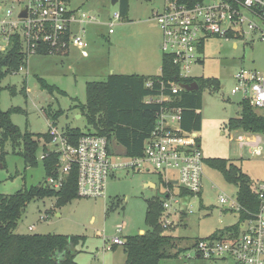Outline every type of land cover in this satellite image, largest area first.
<instances>
[{"label":"rangeland","instance_id":"1","mask_svg":"<svg viewBox=\"0 0 264 264\" xmlns=\"http://www.w3.org/2000/svg\"><path fill=\"white\" fill-rule=\"evenodd\" d=\"M162 6V0H129L126 17L115 23L113 34L108 35V23L113 21L114 13H119L118 2L113 5L111 0H69L70 8L96 19L95 24L84 27L87 57H82L74 47L68 55L28 57L25 67L0 81V110L20 108L22 112L11 113L10 120L22 132L46 133L51 124L45 116L49 109L63 112L55 121L59 131L66 128L85 131V118L75 106L85 103L86 83L105 81L110 74H160L162 33L153 17ZM250 41V36L245 37V41L208 36L198 55L202 62L192 66L189 74L192 78L216 79L222 87L218 91L209 88L201 93L198 135L203 158L232 162L257 187L264 185V152L262 157H256L248 148L241 149L236 142L241 130H229L226 126L228 120L237 118L240 112L241 96L230 94L234 74L239 68L264 72V43L259 41V36ZM39 80L57 87L64 95L42 90ZM8 87L14 88V94ZM256 113L264 116V110H256ZM46 148L53 147L48 144ZM2 151L0 194L12 195L43 184L41 150L37 153L35 168L25 166L22 158L13 153L9 141ZM147 182L154 187H147ZM180 191L178 185L171 189L168 203L175 213L170 221L178 226L173 229L169 226L167 231L186 239L179 247L188 248L194 239H203L237 223V212L218 202L219 195L236 202V186L207 164L203 168L200 196L181 197ZM165 195L166 190L156 174L118 170L106 181L104 199L78 198L61 207L55 205L52 197L31 200L24 207L15 233L84 237L83 243L79 241L75 247L78 251L76 261L80 264H123L122 247L115 245L114 249L104 250V242L109 244L112 238L123 240L139 234L140 230L147 231V201L163 202ZM30 226L33 231L28 230ZM186 248L177 258L163 259L159 264H223L197 258L192 249Z\"/></svg>","mask_w":264,"mask_h":264},{"label":"built area","instance_id":"2","mask_svg":"<svg viewBox=\"0 0 264 264\" xmlns=\"http://www.w3.org/2000/svg\"><path fill=\"white\" fill-rule=\"evenodd\" d=\"M162 1L161 10L153 17L162 33L159 48L163 55L171 57L179 79L192 78L190 69L202 62L198 47L208 36L231 41H245V37L250 36L249 43L259 36V41L264 43V0ZM22 13H25L24 17ZM120 19L119 13L113 14V21L108 23V35L113 34V26ZM95 23L94 17L70 8L69 0H0V54L7 51L13 39H17L25 61L35 55H65L72 47L82 57H87L84 27ZM233 80L231 95L241 96V100L247 101L254 110H264V72L239 68ZM181 85L160 77L145 82L151 95L144 103L157 105L158 110L139 156L116 155L105 137L85 135L70 143L63 131L49 124L47 133L53 148L42 152L40 160L54 153L58 176L46 178V185L58 190L65 176L75 168L77 197L104 199L106 181L114 172L154 173L167 195L162 202V227L176 225L170 221V216L175 213L168 203L171 189L178 185L181 191L189 194L184 197L200 196L205 166L198 132L186 131L181 126L184 111L180 105L181 91H184ZM195 113L199 114V110ZM239 134L236 142L241 149L248 148L256 157L263 156L264 134ZM254 192L258 210L241 223L239 235L226 241L198 240L192 248L197 258L223 264H264V185L255 187ZM174 202L179 203L178 200ZM218 202L228 205L230 211L240 210L237 201L223 195L218 196ZM28 230L33 231V227ZM122 243L120 238H112L109 244L105 243L104 250Z\"/></svg>","mask_w":264,"mask_h":264},{"label":"trees","instance_id":"3","mask_svg":"<svg viewBox=\"0 0 264 264\" xmlns=\"http://www.w3.org/2000/svg\"><path fill=\"white\" fill-rule=\"evenodd\" d=\"M149 1V0H145ZM200 0H190L191 3ZM129 0H118L121 18L128 13ZM186 2V0H180ZM202 53V45L198 47ZM26 58L20 51L19 41L13 39L10 47L0 54V81L6 76L17 73L25 67ZM160 77L163 80H172L177 83L190 84L195 82L197 91H181L182 113L181 126L186 131L200 130V116L195 110L200 109L201 93L211 88L218 91L221 86L216 79L191 78L179 79L178 69L173 66L171 57L161 56L160 74L158 76L117 75L110 74L105 81L88 82L85 84V103L76 105L85 118L86 129L66 128L63 134L70 143H75L85 135L105 137L109 144L126 148L128 156H139L144 141L150 135L154 125L157 105H147L144 99L151 95L145 87V82ZM42 90L49 94L64 95L57 87L39 80ZM11 94L14 88L8 87ZM239 116L229 119L226 126L229 130L264 134V116L256 113L247 101L239 102ZM20 108H13L6 112L0 110V162L3 161V147L6 142L11 143L13 153L19 155L25 166H37V153L47 151L50 143L48 133L32 134L22 132L10 120L11 113H21ZM63 114L61 110L45 111V116L55 125V121ZM16 149L17 152H16ZM44 171L43 184L17 191L12 195L0 194V264H78L75 260L78 251L75 247L84 237L66 236L59 234H18L15 230L24 207L33 199L52 197L55 205L64 206L78 199L76 193V170L73 168L65 176L62 186L55 190L46 185V178H57V156L49 153L41 160ZM204 163L219 171L224 179L237 188L236 201L240 210L237 211L238 221L234 225L217 230L203 238L194 239L188 248L179 247L186 242L185 238L168 234V228L162 227V202L157 199L147 201L145 225L148 228L143 234L126 236L121 245L125 256L124 264H159L163 259H174L186 249H192L198 240H231L239 235L241 223L251 218L258 210V200L254 192V184L239 167L228 160L209 159ZM181 197L188 196L181 191ZM183 217V213H181ZM180 215V216H181ZM178 225L172 226V229ZM114 247V246H112Z\"/></svg>","mask_w":264,"mask_h":264},{"label":"water","instance_id":"4","mask_svg":"<svg viewBox=\"0 0 264 264\" xmlns=\"http://www.w3.org/2000/svg\"><path fill=\"white\" fill-rule=\"evenodd\" d=\"M118 2V0H111V3L114 5ZM22 16L24 17L25 16V13H22ZM181 88L186 91V92H193V91H197L198 90V86L195 82L193 83H190V84H182L181 85ZM222 88V87H221ZM114 153L116 155H126L127 154V150L126 148L122 147V146H119V145H116L115 143H112L111 145ZM149 187L153 188L154 185L153 184H149L148 185ZM165 198H167V195H165Z\"/></svg>","mask_w":264,"mask_h":264},{"label":"crops","instance_id":"5","mask_svg":"<svg viewBox=\"0 0 264 264\" xmlns=\"http://www.w3.org/2000/svg\"><path fill=\"white\" fill-rule=\"evenodd\" d=\"M159 44H160V43H159ZM70 49H71V48H70ZM69 52H70V50L68 51V53H69ZM68 53H67V54H65V55H68ZM136 75H137V74H136ZM141 76H143V75H141ZM149 184H152V183H150V182H147V183H146V186H147V187H149V186H148ZM143 233H144V231H143V230H140V231H139V234H143ZM122 241H123V240H122ZM104 243H106V242H104ZM104 243H103V244H104ZM115 247H116V246H114V247H111V249H114ZM121 252H122V253H120V255L122 256V257H121V260L123 261V264H124V261H125V256H124V253H123V251H121ZM76 256H77V255H76ZM75 260H76V257H75ZM105 260H106V259H105ZM76 262H77L78 264H80L78 261H76Z\"/></svg>","mask_w":264,"mask_h":264}]
</instances>
